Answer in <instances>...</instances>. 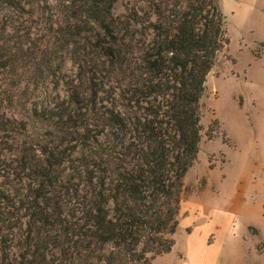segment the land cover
<instances>
[{
	"label": "trees",
	"instance_id": "obj_1",
	"mask_svg": "<svg viewBox=\"0 0 264 264\" xmlns=\"http://www.w3.org/2000/svg\"><path fill=\"white\" fill-rule=\"evenodd\" d=\"M120 1L56 4L77 73L63 97L30 113L41 133L21 147L24 192L0 187V225L17 221L11 230L22 231L0 264H151L175 246L185 178L204 140L208 78L229 45L227 18L220 0H137L116 15ZM46 5L0 0V21ZM0 27L1 35L10 25ZM16 63L0 47V77ZM59 70L43 59L38 79L58 83ZM15 121L0 115V132Z\"/></svg>",
	"mask_w": 264,
	"mask_h": 264
},
{
	"label": "rangeland",
	"instance_id": "obj_2",
	"mask_svg": "<svg viewBox=\"0 0 264 264\" xmlns=\"http://www.w3.org/2000/svg\"><path fill=\"white\" fill-rule=\"evenodd\" d=\"M59 1L46 0L45 9L49 12L38 14L28 7L22 13L24 19L14 14L0 21L1 25L7 22L10 25L0 35V47L9 49L11 57L18 61L0 77V115L16 120L10 132H0V187L6 189L24 192L28 182L29 170L23 160L29 155H22L21 147L30 149L27 137L30 140L35 132L41 133L33 121H29L31 111L47 101L63 97L65 78L73 79L77 73L73 51L63 44V40L68 39L58 34L63 17L62 7H56ZM136 1L118 2L115 14L123 15L126 7ZM220 2L227 18L229 45L219 55L203 99L201 164L206 163L209 153L221 150L225 134L233 138L245 128L264 122V0ZM46 58L52 59L53 67L60 68L58 83L43 85L38 79V66ZM37 143L33 142V149L37 150ZM19 225L17 221L9 227L0 225V254L2 250L9 254L11 247L20 245L22 231L11 230ZM18 248L12 249L13 255H19ZM221 264H264V243L258 245L251 237L235 254L226 251Z\"/></svg>",
	"mask_w": 264,
	"mask_h": 264
},
{
	"label": "crops",
	"instance_id": "obj_3",
	"mask_svg": "<svg viewBox=\"0 0 264 264\" xmlns=\"http://www.w3.org/2000/svg\"><path fill=\"white\" fill-rule=\"evenodd\" d=\"M235 136L187 174L175 246L151 264H221L251 237L264 243V122Z\"/></svg>",
	"mask_w": 264,
	"mask_h": 264
}]
</instances>
